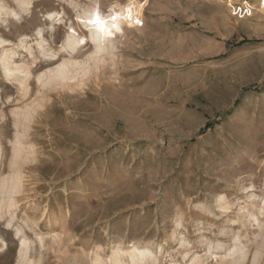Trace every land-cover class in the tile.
<instances>
[{"label": "rangeland", "instance_id": "1", "mask_svg": "<svg viewBox=\"0 0 264 264\" xmlns=\"http://www.w3.org/2000/svg\"><path fill=\"white\" fill-rule=\"evenodd\" d=\"M0 264H264V0H0Z\"/></svg>", "mask_w": 264, "mask_h": 264}, {"label": "bare ground", "instance_id": "2", "mask_svg": "<svg viewBox=\"0 0 264 264\" xmlns=\"http://www.w3.org/2000/svg\"><path fill=\"white\" fill-rule=\"evenodd\" d=\"M132 13H133L132 9H130L128 7H125V8H120V11H111L109 13L102 14L99 17L89 18L86 21V23H85V29L87 31H89L88 33H89V38L90 39L88 40L87 38H84V37L83 38H80V37L76 38V37H74V35L72 33H69L66 36V38H65L64 44H62V46H61L62 50H65V53L69 56V58H72L74 55H76V54L78 55V51H77V53H75L76 52L75 49H76L77 46H79L82 43L88 44V42H91L93 44V52L91 53L90 57H94V58L97 59V57L98 56L100 57L101 54H105V53H102V52H104L107 49V46H108L107 43L112 41V35H113L112 34V32H113L112 29L113 28L117 29L119 27V24L122 23L123 19L126 16H128V14L131 15ZM49 16L51 17L53 15L49 14ZM37 36L39 37L40 41H37L36 44H38V46L41 48V50L39 52L42 55H44L47 50L45 49V46H44V34H43V31L41 30V28L38 29ZM53 55L56 56L57 54H53ZM3 58L5 60L4 73H5L6 76H10L14 72H19V73H22V78H20V80H22V79L24 80L28 76V74L30 73V72H28V70L26 71L22 67V65H15L14 67L9 66L10 64L14 63L13 55L8 56V58L6 56L3 57ZM49 61H50V59H49ZM69 63L71 65L73 63V65H74V64H76L78 62H76L72 58L69 61ZM79 64H80V62H79ZM24 66H25V64H24ZM73 68H75V67H73ZM70 72H71V69H70L69 66L68 67L60 66V67H58V70H56V72H54V74H51V76L47 74V76L49 77L48 78L49 80H54L56 82V83L54 82L55 84H58L60 86H65L66 83H62L61 79L63 80L65 76L67 77ZM76 74L78 75V72ZM69 77L71 79V78L76 77V75L73 74V75H70ZM48 82H51V81H48ZM43 85H45V84H43ZM67 85H70V82H68ZM125 94L126 93H122L121 95L119 94L118 95L119 99L118 98L117 99H112L114 104H119L120 106L124 107V102H125L126 96H127V94L126 95ZM23 244L24 243L22 242V245ZM19 255L22 256V248L19 249ZM139 255L142 256V254H139Z\"/></svg>", "mask_w": 264, "mask_h": 264}, {"label": "built area", "instance_id": "3", "mask_svg": "<svg viewBox=\"0 0 264 264\" xmlns=\"http://www.w3.org/2000/svg\"><path fill=\"white\" fill-rule=\"evenodd\" d=\"M237 7L240 8V9H241V8H245V9H246V8L248 7V5H247V4H245V5H238ZM130 18H131V17H130ZM128 19H129V18H128Z\"/></svg>", "mask_w": 264, "mask_h": 264}]
</instances>
